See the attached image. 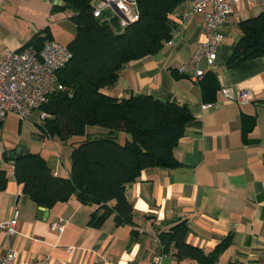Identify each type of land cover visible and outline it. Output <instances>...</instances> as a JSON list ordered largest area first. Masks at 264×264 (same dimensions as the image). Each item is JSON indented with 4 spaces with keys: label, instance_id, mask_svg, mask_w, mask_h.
<instances>
[{
    "label": "crops",
    "instance_id": "0c3cea01",
    "mask_svg": "<svg viewBox=\"0 0 264 264\" xmlns=\"http://www.w3.org/2000/svg\"><path fill=\"white\" fill-rule=\"evenodd\" d=\"M54 1L46 4L44 20L35 12L21 16L14 7L1 15L0 8V56L7 47L20 48L52 16L72 14L68 10L52 12ZM186 8L181 4L173 15L177 28L172 43L165 42L157 53L125 64L117 82L103 88L118 98L130 94L174 98L186 103L193 114L174 149L180 165L144 169L135 181L126 184L136 238L131 226L116 225L112 216L99 228L87 225L96 205H84L75 197L51 208L37 205L23 193L22 184L14 176L15 159L6 156L15 150L10 148L0 154V170L5 176L4 187L0 188V222L11 217L14 207L18 220L16 232L8 238L0 229V251L10 246L19 261L49 255L52 264H157L158 260L160 264H199L193 259L176 261L172 250H161L158 233L185 220L186 241L205 253L230 238L215 264H264V55L233 68L226 66L240 37L237 22L261 11H254L246 3L234 4L221 27L223 40L213 66L201 63L204 72L212 70L219 83L215 100L202 101L206 97L192 78V71L178 70L204 38L202 13L190 12L183 19ZM248 11L254 14L248 15ZM51 34L55 40L52 28ZM221 86L233 91L248 89L252 99L243 104L230 101L220 92ZM204 104L208 107L201 108ZM252 121L254 126L244 134L242 128ZM106 132L99 126L86 127L91 136ZM119 134L127 139L124 132ZM41 156L54 175L69 176L70 160L67 163L60 155L55 159ZM59 217L66 220L61 234L50 228Z\"/></svg>",
    "mask_w": 264,
    "mask_h": 264
},
{
    "label": "trees",
    "instance_id": "16d2710c",
    "mask_svg": "<svg viewBox=\"0 0 264 264\" xmlns=\"http://www.w3.org/2000/svg\"><path fill=\"white\" fill-rule=\"evenodd\" d=\"M138 17L121 28L117 16L105 19L92 13L91 0H62L52 12L71 11L76 34L67 43L71 59L58 72L63 90L52 93L40 106L48 117L41 128L61 139L86 133L87 126L107 132L72 145L69 176L52 173L44 157L28 151L14 161V176L23 193L37 205L51 208L75 197L84 205L95 204L87 225L99 228L112 216L116 225L132 227L136 238L132 205L126 198V184L147 168H174L180 165L174 149L193 114L186 103L174 98L160 99L151 94H130L118 98L103 91L113 86L125 64L160 51L177 28L174 13L184 0H135ZM240 37L226 63L228 68L264 55V12L237 22ZM48 26L32 35L20 48H40L52 39ZM206 98L214 101L219 83L212 70L197 81ZM254 120V119H253ZM252 124L242 132L248 133ZM124 132L130 139L117 141ZM0 170V188L4 187ZM188 226L179 220L158 233L162 253L172 250L176 261L193 259L199 264H215L220 252L230 244L227 236L205 253L186 241Z\"/></svg>",
    "mask_w": 264,
    "mask_h": 264
},
{
    "label": "built area",
    "instance_id": "2783aa9c",
    "mask_svg": "<svg viewBox=\"0 0 264 264\" xmlns=\"http://www.w3.org/2000/svg\"><path fill=\"white\" fill-rule=\"evenodd\" d=\"M246 3L255 11L264 12V0H184L187 8L182 12L183 19L190 12H201V29L204 38L200 41L190 58L178 68L180 73L186 69L192 71V78L198 81L204 73L201 63L205 62L210 68L213 66L217 49L223 40L221 27L233 12L234 4ZM114 4L121 16L114 12ZM94 16H104L109 19L117 16L121 28L133 22L138 17L135 0H91ZM110 10V14L105 11ZM167 43H172L168 40ZM72 53L67 44L54 39H47L38 49L33 45L24 46L16 50L5 48L0 56V154L3 153L1 140V124L7 113H14L20 120L26 119L29 114L39 109L49 96L64 86L58 80V72L71 59ZM222 95L238 104L252 99L248 89L233 91L230 87L221 86ZM208 105H201L207 108ZM43 121L48 117L44 111L39 113ZM18 210L14 207L9 219L0 222V229L6 238L16 232ZM66 220L59 217L50 224V228L61 234L64 231ZM0 264H52L49 255L29 258L23 261L17 259V254L10 246L0 251ZM160 264V261H157Z\"/></svg>",
    "mask_w": 264,
    "mask_h": 264
},
{
    "label": "rangeland",
    "instance_id": "374dc122",
    "mask_svg": "<svg viewBox=\"0 0 264 264\" xmlns=\"http://www.w3.org/2000/svg\"><path fill=\"white\" fill-rule=\"evenodd\" d=\"M50 0H1L0 8L3 7L1 15L9 11L10 7L18 8L19 15L23 16L26 13L35 12L42 20L46 19L45 6L49 4ZM255 11V10H254ZM14 13V12H13ZM248 15L254 14L253 11H248ZM71 14L65 12L62 15L52 16L51 19L42 27L48 26L54 31L55 40L67 44L76 34V24L69 18ZM39 109L32 111L26 119L20 120L14 113H7L4 122L1 125V140L3 151L16 149L23 146L30 151L42 153L47 157L60 158L67 163L70 160L71 146L75 145L86 138H95L98 136H91L85 133L80 136H72L66 140L59 136L53 137L45 133L41 128L43 121L39 117ZM90 131V130H89ZM88 131V132H89ZM92 132H89L91 134ZM126 134V133H125ZM103 135V134H100ZM127 139L130 136L126 134ZM117 141L123 142L122 135L117 134ZM14 147V148H13ZM62 166V164H61Z\"/></svg>",
    "mask_w": 264,
    "mask_h": 264
},
{
    "label": "water",
    "instance_id": "95a60500",
    "mask_svg": "<svg viewBox=\"0 0 264 264\" xmlns=\"http://www.w3.org/2000/svg\"><path fill=\"white\" fill-rule=\"evenodd\" d=\"M57 1H58V3H57ZM56 3L57 4H61L62 3V0H56V1L53 2V4H56ZM112 8H113L114 12H116L118 15L121 16L120 11L117 9V7L114 4H112ZM105 13L106 14H110V10H106ZM26 153H27V150L26 149H24L22 147H17L14 151L7 152L6 153V156H7V158L16 159L20 155H25Z\"/></svg>",
    "mask_w": 264,
    "mask_h": 264
}]
</instances>
